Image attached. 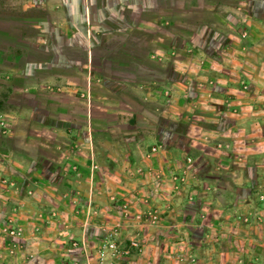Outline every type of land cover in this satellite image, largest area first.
Masks as SVG:
<instances>
[{
  "label": "crops",
  "instance_id": "obj_1",
  "mask_svg": "<svg viewBox=\"0 0 264 264\" xmlns=\"http://www.w3.org/2000/svg\"><path fill=\"white\" fill-rule=\"evenodd\" d=\"M0 124V264L264 260V0H0Z\"/></svg>",
  "mask_w": 264,
  "mask_h": 264
},
{
  "label": "built area",
  "instance_id": "obj_2",
  "mask_svg": "<svg viewBox=\"0 0 264 264\" xmlns=\"http://www.w3.org/2000/svg\"><path fill=\"white\" fill-rule=\"evenodd\" d=\"M3 127L2 124H0ZM157 150V146H152L149 149V153L153 154ZM110 201H114L113 198H110ZM126 205H120V210L125 211ZM141 216H146V218L150 221V223H154L158 220V214L153 210H148L141 215H138L137 218H141ZM21 231L17 225H15L13 219H6L2 225H0V239L8 240L7 244V252L12 253V249L15 247V243H17L20 239ZM183 241L182 236H178L176 238L177 243H181ZM78 245L75 241L70 243V247L73 249ZM83 250V249H82ZM141 252V247L139 240L134 238L130 240L123 241L117 231L114 229H103L102 236L95 243V260L97 264H114L116 260L120 258L129 257L131 254H139ZM83 253H85L83 251ZM64 264H86L84 261L81 262L77 259H66Z\"/></svg>",
  "mask_w": 264,
  "mask_h": 264
},
{
  "label": "rangeland",
  "instance_id": "obj_3",
  "mask_svg": "<svg viewBox=\"0 0 264 264\" xmlns=\"http://www.w3.org/2000/svg\"><path fill=\"white\" fill-rule=\"evenodd\" d=\"M185 160H186L185 162L187 164V161L189 162V160L188 159H185ZM173 177H175L176 180L179 179L177 181V183H185V177L184 176H181L179 174H173V176L172 177L170 176V178H169L172 183L175 181V179H173ZM256 194H257L256 195V200H254V202L258 201L259 203H264V191L259 190ZM185 196H187V195L185 194ZM183 227H184V224L178 223L177 226L174 225L171 228V230H173L174 234L176 232H178V234H179V232H180L181 233L180 236L182 235V237H183V241L181 243H175L174 240H172L170 242V244L172 245V251H173L172 254H173L174 258H176V262H175L176 264H182V262H184V260L187 263H189V264L190 263H193L196 260V257L197 256H192V254H191L192 250L193 251L200 250V253H202L201 249L203 247L206 248V247L209 246L210 248H213L212 247L213 246V243H211V241H206L205 240V241H203V243H198V240L197 239L190 240L189 237L185 238V234L183 232L184 231L183 230ZM92 238L93 239L95 238V235L94 234H92ZM262 238H264V236H262ZM139 243H140V247H141V241H139ZM260 245H261V248H264V239H262ZM93 246H94V249H95V239H94ZM263 261H261L260 263H255L256 260L253 261V260H248V259H243V260H240L239 259L236 262H232V264H264Z\"/></svg>",
  "mask_w": 264,
  "mask_h": 264
}]
</instances>
